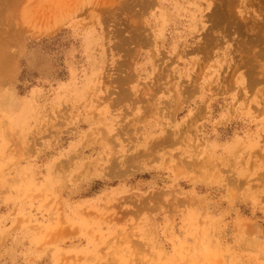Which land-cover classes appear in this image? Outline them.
Returning a JSON list of instances; mask_svg holds the SVG:
<instances>
[{"label": "rangeland", "instance_id": "rangeland-1", "mask_svg": "<svg viewBox=\"0 0 264 264\" xmlns=\"http://www.w3.org/2000/svg\"><path fill=\"white\" fill-rule=\"evenodd\" d=\"M189 1L0 0V264H264V0Z\"/></svg>", "mask_w": 264, "mask_h": 264}, {"label": "crops", "instance_id": "crops-1", "mask_svg": "<svg viewBox=\"0 0 264 264\" xmlns=\"http://www.w3.org/2000/svg\"><path fill=\"white\" fill-rule=\"evenodd\" d=\"M187 13L185 14V45H189L191 47H186L185 52L191 54V52H196L197 56H191L187 60V66H190L191 69L196 66L197 59H202L201 49L198 43L203 33L206 30V18L207 12L211 9L212 4L207 2L206 0H191L187 4ZM158 24V22H157ZM156 24V25H157ZM158 43H163V38L159 36L157 38ZM177 51L176 45L172 47V52ZM190 56V55H189ZM190 69V70H191Z\"/></svg>", "mask_w": 264, "mask_h": 264}]
</instances>
